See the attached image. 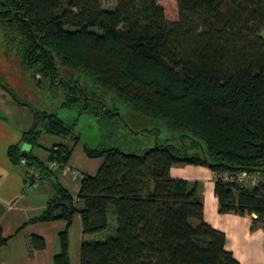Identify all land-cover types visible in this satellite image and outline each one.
<instances>
[{
    "label": "trees",
    "instance_id": "1",
    "mask_svg": "<svg viewBox=\"0 0 264 264\" xmlns=\"http://www.w3.org/2000/svg\"><path fill=\"white\" fill-rule=\"evenodd\" d=\"M175 5L176 16L169 18L160 0H115L111 9L101 0H0V23L23 69L50 76L53 83L59 67L82 72L134 112L162 120L183 142L124 152L109 143L118 137V113L78 81H62L67 90L62 106L79 115L93 113L102 131L97 147L82 148L87 157L103 161L95 174L82 176L73 199L47 168L52 159L67 162L73 146L52 145L46 161L33 149L42 133L77 143L74 124L28 106L31 127L6 154L22 169L21 146L28 144L26 166L51 180L55 196L22 226L66 222L52 264H70L74 215H80L83 234H94L107 228L109 207L115 235L82 240L79 264H240L226 250L225 234L203 219L200 182L171 178L169 170L192 164L221 173L264 171V0H175ZM191 147L195 151L188 153ZM24 176L27 180V172ZM214 195L220 213L256 214L253 224L263 227L264 186L217 180ZM8 240L0 226V248ZM44 247L42 237H29L30 253Z\"/></svg>",
    "mask_w": 264,
    "mask_h": 264
},
{
    "label": "crops",
    "instance_id": "2",
    "mask_svg": "<svg viewBox=\"0 0 264 264\" xmlns=\"http://www.w3.org/2000/svg\"><path fill=\"white\" fill-rule=\"evenodd\" d=\"M261 35L264 38V27ZM25 124V127L15 125L0 115V226L3 234L9 237L6 245L0 248V264H52V257L59 250L58 232L65 229L66 222L54 220L22 226L26 220L43 211L47 201L55 196L51 180L43 178L35 191L26 192L24 189L26 179L21 167L14 165L6 154L7 147L19 142L22 133L31 127L32 117ZM79 147L74 145L69 159L64 163L68 167L67 170L60 167L51 172V178L67 189L73 199L77 197L82 177L74 175L72 170H76L82 176L93 175L90 174L93 165L91 161H96V158L85 155L82 145ZM30 148L28 144H22V156H26ZM76 153L78 158L75 156ZM34 154L40 160H47L48 152L44 158H41L38 153ZM173 169L170 168V175H177V172H172ZM192 171L195 172V176L185 175L182 178L203 181V189L200 191L203 201V219L225 234L226 250L230 251L240 264H264V228L257 223L253 224L251 215L220 213L217 198L214 195V181H211V170L205 166L197 165L196 167L190 164L179 170L181 173ZM73 227H77L75 233L79 246L82 240H92L87 234L82 233L80 215L75 214L68 229L69 257ZM31 235L42 237L45 240V247L30 253L28 239Z\"/></svg>",
    "mask_w": 264,
    "mask_h": 264
},
{
    "label": "rangeland",
    "instance_id": "3",
    "mask_svg": "<svg viewBox=\"0 0 264 264\" xmlns=\"http://www.w3.org/2000/svg\"><path fill=\"white\" fill-rule=\"evenodd\" d=\"M101 1L105 9H111L115 5V0ZM160 2L164 6L168 17L175 18V0H160ZM58 70L60 76L53 83L50 76L43 77L34 75L32 71L23 69L20 66L17 46L9 41L4 31V26L0 23V85L7 87L20 101L25 103L23 106L17 105L12 97L0 87V115L9 119L12 123H15V125L25 127V123L31 120L32 115L28 107L31 106L37 110L54 113L67 125L74 124V133L79 136V141L74 143L70 138L42 133L38 140L40 145L35 146L33 149V153L40 154L41 158L45 157L47 153L46 149L51 147L54 143H65L73 147L74 145H77V147L87 145L95 148L101 141L102 131L93 113L85 112L79 115L75 108H66L62 106L67 91L65 90L66 85L63 84L64 81L72 83L78 81V83L85 88L86 92L94 95L99 101L104 102L105 107L111 108L118 113L115 119L118 125V137L112 138L109 143L117 145L124 152H139L143 149L154 147L156 143L162 144L165 141L177 145L183 144L179 137V132L168 129L162 120L144 117L134 112L113 92L98 87L93 80L84 73L65 69L63 67H59ZM91 95L89 97H91ZM94 103L97 102L94 101ZM186 141L187 144L190 145V141ZM193 151H195V147L188 148V153H192ZM75 156L78 158L77 153ZM102 161L103 158H96V161H91L93 165L90 174L96 172V169ZM187 165L189 164L173 165L172 168L174 169L172 172H177L178 174L174 176L170 175V177L174 179H184L182 176H195L196 174L193 171L190 173L179 172V170L185 168ZM194 166L197 167V165ZM187 181H198L200 182L201 189H203V181L197 179ZM73 228L74 232L70 241V264H79V242L75 233L77 227ZM115 233V214L113 208L109 207L107 228L101 232L88 234L87 236L91 238L92 241H100L107 237L114 236Z\"/></svg>",
    "mask_w": 264,
    "mask_h": 264
},
{
    "label": "built area",
    "instance_id": "4",
    "mask_svg": "<svg viewBox=\"0 0 264 264\" xmlns=\"http://www.w3.org/2000/svg\"><path fill=\"white\" fill-rule=\"evenodd\" d=\"M20 165L22 166V171L27 172V180L25 182L24 189L26 192L35 191L41 184L43 179V173H41L37 169H33L26 166V158L22 156L20 158ZM60 167L67 170L68 167L64 165V163L59 162L56 159L49 160L47 162V168L50 171L57 170ZM72 173L76 176L82 177V175L76 170H72ZM212 180L215 182L217 180H221L223 182H228L230 184L238 183L245 184L249 186H264V171H236L233 173H221V172H213L212 171ZM253 218L256 217V214H251ZM264 228V225H263Z\"/></svg>",
    "mask_w": 264,
    "mask_h": 264
},
{
    "label": "water",
    "instance_id": "5",
    "mask_svg": "<svg viewBox=\"0 0 264 264\" xmlns=\"http://www.w3.org/2000/svg\"><path fill=\"white\" fill-rule=\"evenodd\" d=\"M28 153V152H27Z\"/></svg>",
    "mask_w": 264,
    "mask_h": 264
}]
</instances>
